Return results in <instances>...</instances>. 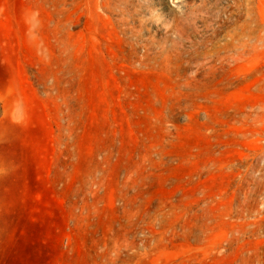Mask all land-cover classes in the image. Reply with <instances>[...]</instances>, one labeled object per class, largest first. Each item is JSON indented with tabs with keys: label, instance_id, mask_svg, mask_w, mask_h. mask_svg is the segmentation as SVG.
I'll list each match as a JSON object with an SVG mask.
<instances>
[{
	"label": "rangeland",
	"instance_id": "obj_1",
	"mask_svg": "<svg viewBox=\"0 0 264 264\" xmlns=\"http://www.w3.org/2000/svg\"><path fill=\"white\" fill-rule=\"evenodd\" d=\"M263 185L264 0H0V264H264Z\"/></svg>",
	"mask_w": 264,
	"mask_h": 264
},
{
	"label": "bare ground",
	"instance_id": "obj_2",
	"mask_svg": "<svg viewBox=\"0 0 264 264\" xmlns=\"http://www.w3.org/2000/svg\"><path fill=\"white\" fill-rule=\"evenodd\" d=\"M121 22L130 36L141 39V34L144 30L146 21L139 19V11L124 8L121 10ZM139 22L135 26V22ZM32 42L40 52L42 60L50 59V54L44 41L41 38L33 37ZM145 56L151 54V43L145 42ZM257 50V37L253 33L248 35L239 34L230 36L229 39L223 43L216 42L210 49L204 52V55L212 59L216 65L223 68H237L238 63L242 62L247 55H253ZM248 201L245 200V209L240 214L243 223L246 226L245 234L249 237H256L261 235L264 231V185L255 188L249 195Z\"/></svg>",
	"mask_w": 264,
	"mask_h": 264
}]
</instances>
